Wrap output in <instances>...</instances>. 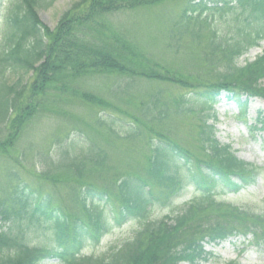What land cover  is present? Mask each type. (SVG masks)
<instances>
[{
    "label": "trees",
    "instance_id": "16d2710c",
    "mask_svg": "<svg viewBox=\"0 0 264 264\" xmlns=\"http://www.w3.org/2000/svg\"><path fill=\"white\" fill-rule=\"evenodd\" d=\"M50 2L15 0L4 20L0 131L14 119L33 116L50 85L63 75L71 80L114 75L112 96L121 97L118 91L128 96L129 90V97L140 93L135 100L137 117L129 119L119 106L113 108L98 95L77 93L83 104L110 110L99 112L96 123L109 137L102 135L98 144H91L86 156L66 155L63 164L76 167L79 175L90 166L99 183L70 189L74 207L68 209L54 202L52 194L35 191L17 173L9 172L14 177L0 183V264H43L51 258L61 264H199L212 257L205 246L219 245L230 237L250 236L255 246L264 247V212L221 201L229 192L256 185L264 168L245 163L222 147L214 127V107L223 92L243 115L249 99H264V50L253 62L238 65L244 54L264 41V0H80L49 31L37 15ZM167 3H179L180 8L159 11L163 35L162 41L155 40L173 56L184 54L200 72L186 73L161 63L130 31L109 20L117 13ZM9 70L31 74L29 89L27 83L19 88L21 80L9 84L4 78ZM139 81L163 86L142 92ZM183 116L199 122L189 130L197 154L177 139V127L171 121ZM254 127L264 132V110L257 112ZM7 145L8 141L0 142L1 154L9 153ZM137 155L145 161L140 163ZM187 186L195 189L194 194L175 216L148 223L110 257L83 253L113 228L144 219L154 205L182 197ZM210 213L216 218H210ZM26 218L29 224L34 220L40 227L45 225L49 245L26 243L25 234L31 232L21 224Z\"/></svg>",
    "mask_w": 264,
    "mask_h": 264
},
{
    "label": "rangeland",
    "instance_id": "374dc122",
    "mask_svg": "<svg viewBox=\"0 0 264 264\" xmlns=\"http://www.w3.org/2000/svg\"><path fill=\"white\" fill-rule=\"evenodd\" d=\"M15 0H2L0 8V45L2 43V29L4 20L9 14V9ZM49 5H42L38 10V20L47 30H53L58 26L60 16L69 10L71 6L80 0H50ZM179 3H167L166 5L156 6V8H148L145 10H135L124 14H114L109 18L112 20L113 26H122L130 31L133 37L140 41L142 47L152 54L156 60L161 63L170 64L173 67L184 70L186 73L193 71H201L195 69V64L182 53L173 56V53L163 49L155 39L162 41V32H159L160 18L159 11L169 12L171 10L177 12ZM213 19H210L212 23ZM222 32H225L223 26ZM158 30V31H157ZM261 48H253L244 54L238 60L239 66H244L247 62H253L254 59L262 54L264 50V41L260 43ZM207 75V74H205ZM10 83L18 82L21 89L27 83L33 81L31 74H23L16 71H6L4 78ZM117 77L114 75L103 76H85L84 78H76L71 80L65 75L50 85L48 94L39 104V109L33 116L17 119L0 131V142L8 141L9 153L1 154L0 152V183H7L14 176H8V173H17L19 179L23 183H27L35 191L41 193H50L63 208H70L74 203L70 202V189H80L85 184L99 183L89 170L90 166L82 171L71 165L63 164L66 155L75 157L86 156L88 147L91 148L94 143L98 144V140L102 139V135L108 133L96 124L99 112L110 111L98 108L97 105L83 104L77 93H87L98 95L108 101L112 107L119 106L120 112L130 117H137L135 114L138 110V102L135 100L140 97V93L124 95L123 91H118L115 98L113 89L116 86ZM141 82L140 89L142 92H153L163 85H157L151 81ZM21 84V85H20ZM139 85V83H138ZM64 87H69L70 90ZM264 87V83H263ZM62 88V90H59ZM173 89L166 86V91L170 93ZM25 92L24 97H26ZM172 93V92H171ZM127 99H129L127 101ZM134 99V100H131ZM218 105L214 107V124L217 141L222 147H228L236 157L245 163H250L257 168H264V133L254 129L256 114L259 110H264V99L254 98L247 102L246 114H242L238 110L237 105L227 100L226 93H223ZM199 109V106L195 104ZM198 111V110H196ZM136 112V113H135ZM177 127V139L184 141L183 146L193 153L197 154L196 144L190 136L189 130L191 125L199 122L192 117H182L180 121H171ZM171 124V123H170ZM213 123L210 121L209 123ZM84 133L83 135L80 133ZM145 133V132H144ZM148 135V134H147ZM153 137V136H152ZM92 144V145H91ZM139 162L143 163L145 158L138 156ZM80 178H79V176ZM2 184L0 186L2 187ZM4 185V184H3ZM194 188L187 186V190L182 197H178L174 202L166 205H154L144 219H133L126 222L123 226L115 227L110 234L102 237L99 243L83 250L86 255H95L101 257H110L113 252L124 247V245L133 240L135 236L143 232L148 223L161 221L166 215L175 216L183 208V203L189 200L194 194ZM221 201L234 206H241L253 212H264V170L260 172L257 183L240 192L232 194L228 193ZM73 209V208H72ZM223 211V210H222ZM219 210V212L222 213ZM210 218H216L212 213L208 214ZM221 216V215H220ZM22 226L30 227L31 232H27L26 243L29 246H46L49 245V233L32 220H21ZM12 225V221H9ZM47 226V225H46ZM25 228V230H26ZM240 239L235 243H225L219 247H205L213 255L209 261L199 262V264H264V249L260 247H248V241L243 242ZM244 243V244H243ZM248 246V245H247ZM43 264H61L57 259H50ZM185 264V263H182Z\"/></svg>",
    "mask_w": 264,
    "mask_h": 264
}]
</instances>
